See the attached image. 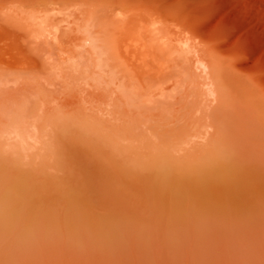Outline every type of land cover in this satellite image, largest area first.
Listing matches in <instances>:
<instances>
[{"label":"bare ground","instance_id":"1","mask_svg":"<svg viewBox=\"0 0 264 264\" xmlns=\"http://www.w3.org/2000/svg\"><path fill=\"white\" fill-rule=\"evenodd\" d=\"M149 9L129 17H162ZM231 72L211 75L212 98L197 99L200 141L173 130L139 138L142 129H106L44 94L2 92L0 264H264V92Z\"/></svg>","mask_w":264,"mask_h":264},{"label":"rangeland","instance_id":"2","mask_svg":"<svg viewBox=\"0 0 264 264\" xmlns=\"http://www.w3.org/2000/svg\"><path fill=\"white\" fill-rule=\"evenodd\" d=\"M146 7L151 11L161 9L164 21L147 17V28H142L145 24L131 20L142 15ZM130 23L132 26H128ZM0 29V94L20 92L32 98L44 94L53 104L83 112L106 129L114 126L129 133L135 132V127L145 131L150 128L134 133L139 138L158 133L155 138L160 140L165 132L168 137L176 132L200 141L205 125L196 123L201 115L197 99L212 98V82L217 80L211 75L224 73L228 64V73L232 71L229 77L244 74L264 92V0H65L56 5L37 0H0ZM143 34L148 36L141 37L150 49L148 53L142 50L143 41L137 40ZM134 38L138 44L132 42ZM131 42L132 48L139 45L142 51L137 54L139 49L134 48V57ZM13 53L15 60L23 61L24 70H7L6 65L15 61L10 60ZM158 128H163L162 132ZM155 138L151 139L157 141Z\"/></svg>","mask_w":264,"mask_h":264}]
</instances>
